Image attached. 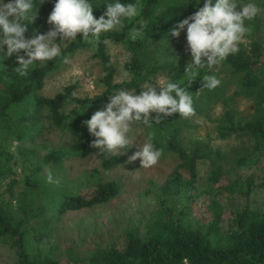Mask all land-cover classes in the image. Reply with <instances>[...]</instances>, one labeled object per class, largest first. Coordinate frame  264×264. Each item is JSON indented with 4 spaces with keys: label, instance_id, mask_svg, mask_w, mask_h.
I'll return each instance as SVG.
<instances>
[{
    "label": "trees",
    "instance_id": "1",
    "mask_svg": "<svg viewBox=\"0 0 264 264\" xmlns=\"http://www.w3.org/2000/svg\"><path fill=\"white\" fill-rule=\"evenodd\" d=\"M41 2L35 0L37 15L29 34L49 30L54 0ZM92 2L93 14L99 18L106 11V0ZM121 2L137 3L139 15L103 33L98 42L89 43L78 34L61 48V56L37 62L23 76L16 70L15 55L0 59V244L9 251L11 264H264V206L254 208L247 203L253 192L264 189V179L222 182L227 154L205 142H185L190 119L178 113L151 127L139 125L146 142L151 136L162 156L174 155L178 163L154 191L155 205L147 217L123 233L122 247L96 245L80 251L50 244L49 238L66 214L106 206L119 196L120 184L105 180L102 173L124 165L125 158L92 148L94 138L82 122L121 88L138 94L145 82L163 74L189 91L195 110L191 117L215 123L220 141L248 140L249 154L236 160L237 165L255 163L264 155V12L245 21L250 32L237 54L211 70L200 69L189 82L185 71L191 55L187 59L175 55L184 45L186 29L179 37H172L170 29L202 7L203 0L199 5L196 0ZM247 2L237 0V10ZM256 2L264 8V0ZM141 22L146 25L142 37L131 39L130 29ZM108 44L121 45L130 54L124 65L127 81L115 82ZM86 49H92L100 65L103 92L73 96L76 86L69 85L53 97L42 96L47 75L64 65L65 57ZM204 75H216L220 85L201 89ZM238 99L248 101L251 114L235 109ZM217 106L222 112L215 117L211 112ZM56 136L60 140L54 142ZM91 155L98 168L82 175L92 189L85 196L78 190L80 184L62 176V165ZM199 166L206 168L207 187L202 190L197 186Z\"/></svg>",
    "mask_w": 264,
    "mask_h": 264
},
{
    "label": "clouds",
    "instance_id": "2",
    "mask_svg": "<svg viewBox=\"0 0 264 264\" xmlns=\"http://www.w3.org/2000/svg\"><path fill=\"white\" fill-rule=\"evenodd\" d=\"M42 0L41 3H43ZM197 5L201 0H196ZM106 11L99 18L93 14L92 0H54V6L48 16L52 27L45 33L34 30L29 34V25L36 15L35 0H0V59L15 55L18 66L16 70L23 76L37 62L52 61L61 56L60 42L75 41L78 34L83 40L95 43L103 33H108L122 26L125 20L139 15L137 3H123L121 0L106 2ZM237 0H203V6L179 21L170 29L172 37H179L186 29L187 50L191 61L187 65L186 75L189 82L198 76L199 70L225 61L229 55L240 51V43L250 32L245 21H252L262 12L256 0L239 4ZM146 25L130 29L131 39L142 37ZM59 38V39H58ZM64 62L68 63L67 57ZM202 88L213 90L221 81L216 75H204ZM73 93V96H76ZM193 97L180 84L170 79H157L155 83L145 82L136 90L121 88L109 96L103 108L96 110L83 121L89 134L94 138L91 147L101 154H121L130 148L134 141L130 133L139 125L152 126L163 119L178 113L179 117L194 115ZM154 114V115H153ZM162 150L152 142L139 146L131 160L140 159L142 168L155 166ZM48 182L52 183L51 173Z\"/></svg>",
    "mask_w": 264,
    "mask_h": 264
},
{
    "label": "rangeland",
    "instance_id": "3",
    "mask_svg": "<svg viewBox=\"0 0 264 264\" xmlns=\"http://www.w3.org/2000/svg\"><path fill=\"white\" fill-rule=\"evenodd\" d=\"M47 27L50 30L51 27L49 25ZM183 40L182 49L175 55L187 59L190 52L187 50L186 36ZM68 42H62L61 48ZM107 49L116 72L115 82L127 81L129 76L124 70V65L129 60L130 54L123 46L117 44H108ZM101 77L102 71L98 61L93 57L92 49L77 51L68 58V63H64L57 71L47 75L41 94L44 97H53L65 87L75 85L78 97H93L103 92ZM164 78L167 77L157 74L150 79V82L155 83L157 79ZM233 90L231 88V93ZM234 107L239 112L246 113L245 115L251 114L250 104L246 99H238ZM221 112L222 107L217 106L211 114L217 117ZM189 119L187 130L184 131L185 142H205L227 154L223 164L225 176L222 182L243 180L247 177H252L257 182L264 179V155L255 163L240 166L236 164V160L249 154L251 145L246 138L220 141L215 132V123L198 116ZM130 135L134 141L133 145L126 151L122 150L120 155L114 153L124 157L125 164L117 165L110 171L102 173L105 180H115L120 184L119 196L106 206L66 214L49 238L53 247L56 245L59 249L65 250L73 246L80 251L91 249L96 245L116 244L122 247L123 233L143 221L154 208V191L176 169L178 162L174 155H166L160 157L155 166L142 168L140 159L131 160V157L139 150V146L146 142L143 129L140 126L134 127ZM53 139L57 142L60 137L56 136ZM62 166L64 170L62 176L74 180L77 185L80 184L79 192L88 196L92 191L88 185L90 183L84 182L81 178L85 172L98 168L96 157L91 155L85 159H69ZM55 175L60 178L57 173ZM197 186L200 190L207 187L205 166H199ZM247 203L254 208L263 207L264 189L253 192ZM11 262L9 251L0 244V264H11Z\"/></svg>",
    "mask_w": 264,
    "mask_h": 264
},
{
    "label": "built area",
    "instance_id": "4",
    "mask_svg": "<svg viewBox=\"0 0 264 264\" xmlns=\"http://www.w3.org/2000/svg\"><path fill=\"white\" fill-rule=\"evenodd\" d=\"M185 264H187V263L185 262Z\"/></svg>",
    "mask_w": 264,
    "mask_h": 264
}]
</instances>
